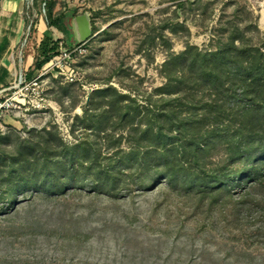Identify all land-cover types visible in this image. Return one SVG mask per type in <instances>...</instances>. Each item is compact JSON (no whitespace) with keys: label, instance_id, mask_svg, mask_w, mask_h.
<instances>
[{"label":"rangeland","instance_id":"1","mask_svg":"<svg viewBox=\"0 0 264 264\" xmlns=\"http://www.w3.org/2000/svg\"><path fill=\"white\" fill-rule=\"evenodd\" d=\"M63 13L59 33L46 16ZM84 13L92 38L71 62L59 53L26 77L30 103L0 116V157L43 129L80 146L73 164L66 160L59 169L61 191L17 186L0 195V264H264V182L229 185L231 197L208 211V199L182 189L180 195L163 177L150 181L155 170H141L130 146L137 135L128 134L146 124L120 121L167 97L160 90L168 84L165 65L189 48L215 52L234 33L239 47L264 52V0H25L24 38L10 59L16 78L27 74L44 38L59 34L76 49L70 22ZM231 72L241 70L234 65ZM35 92L44 95L42 109L32 107ZM9 162L0 160V194L14 185L7 182ZM103 170L111 180H99Z\"/></svg>","mask_w":264,"mask_h":264},{"label":"trees","instance_id":"2","mask_svg":"<svg viewBox=\"0 0 264 264\" xmlns=\"http://www.w3.org/2000/svg\"><path fill=\"white\" fill-rule=\"evenodd\" d=\"M46 18L50 28L63 31L65 13L55 19L51 15ZM58 36L44 38L40 43L27 79L61 52L60 42L65 50H71L66 48L65 38ZM235 42V34L231 33L228 42L215 52L189 48L174 56L164 68L169 71L168 84L160 89L167 92V97L152 101L145 108L137 107L132 118L127 115L125 120L124 115L120 120L128 126L136 118L146 124L143 128L131 127L128 134L137 135L130 146L139 160L138 166L144 172L155 170L150 181L163 177L180 195L182 189L189 196H198L200 201L208 199V211L218 204L217 200L231 197L229 185L237 187L252 182L251 189L264 182V52L239 47ZM234 65L240 73L231 72ZM167 67L174 68L171 71ZM54 133L46 129L34 131L31 139L18 140L8 156L2 154L0 160L10 158L7 182L14 185L1 193V198L17 186L24 191L44 193L63 189L59 169L66 160L73 164L80 146L58 142L57 132ZM52 135L55 136L51 138ZM139 148H146L141 156ZM82 155H90V149ZM235 164L243 167L235 169ZM18 165L27 167L26 171H15ZM112 177L103 170L98 178L109 181ZM6 180L5 177L2 181ZM188 181L191 184L183 187ZM192 184L197 187L193 189Z\"/></svg>","mask_w":264,"mask_h":264},{"label":"crops","instance_id":"3","mask_svg":"<svg viewBox=\"0 0 264 264\" xmlns=\"http://www.w3.org/2000/svg\"><path fill=\"white\" fill-rule=\"evenodd\" d=\"M24 4L25 0H0V90L16 78L14 64L10 59L24 38ZM28 66L32 67V62Z\"/></svg>","mask_w":264,"mask_h":264},{"label":"built area","instance_id":"4","mask_svg":"<svg viewBox=\"0 0 264 264\" xmlns=\"http://www.w3.org/2000/svg\"><path fill=\"white\" fill-rule=\"evenodd\" d=\"M85 43L80 44L79 46L76 47L74 50H61L60 52V57L65 58L68 62H71L72 56L74 55L75 52H80L81 47L84 46ZM63 43H60V46L62 47ZM59 58V57H58ZM51 63L53 62L52 60L50 61ZM57 68L58 65H56ZM18 78V79H17ZM14 80V85H10L9 87H5L0 90V116H4L7 112H12L15 109L21 110L23 107L26 106V104H29L30 101L27 103L26 97L28 96L26 94V89L28 88V83L26 79V75L20 74ZM37 83H33V85H36ZM14 89L15 91L13 92V97L12 98H6L4 97V94L7 93L8 91ZM36 90V89H34ZM35 95V98L31 100L32 107L38 109L43 108V104L46 102L44 99V95L40 92H35L33 93ZM23 97V98H22ZM30 110V108L27 109V111Z\"/></svg>","mask_w":264,"mask_h":264},{"label":"water","instance_id":"5","mask_svg":"<svg viewBox=\"0 0 264 264\" xmlns=\"http://www.w3.org/2000/svg\"><path fill=\"white\" fill-rule=\"evenodd\" d=\"M71 28L75 42L78 44L86 43L93 36L91 16L89 13L76 15L71 19Z\"/></svg>","mask_w":264,"mask_h":264},{"label":"bare ground","instance_id":"6","mask_svg":"<svg viewBox=\"0 0 264 264\" xmlns=\"http://www.w3.org/2000/svg\"><path fill=\"white\" fill-rule=\"evenodd\" d=\"M49 64H51V62L47 63L45 66H47V65L49 66ZM45 66H44V67H45Z\"/></svg>","mask_w":264,"mask_h":264},{"label":"flooded vegetation","instance_id":"7","mask_svg":"<svg viewBox=\"0 0 264 264\" xmlns=\"http://www.w3.org/2000/svg\"><path fill=\"white\" fill-rule=\"evenodd\" d=\"M91 25H92V29H93V24H92V21H91Z\"/></svg>","mask_w":264,"mask_h":264}]
</instances>
